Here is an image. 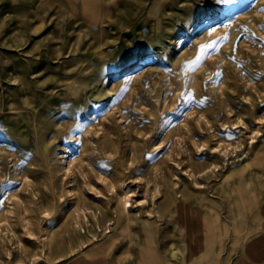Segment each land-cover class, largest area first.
<instances>
[{"label": "rangeland", "instance_id": "1", "mask_svg": "<svg viewBox=\"0 0 264 264\" xmlns=\"http://www.w3.org/2000/svg\"><path fill=\"white\" fill-rule=\"evenodd\" d=\"M0 216L3 264H264V0H0Z\"/></svg>", "mask_w": 264, "mask_h": 264}, {"label": "bare ground", "instance_id": "2", "mask_svg": "<svg viewBox=\"0 0 264 264\" xmlns=\"http://www.w3.org/2000/svg\"><path fill=\"white\" fill-rule=\"evenodd\" d=\"M104 4H99V3H94L93 5V9L94 11H97L99 10V13L101 11H103V6ZM100 16V15H99ZM140 60V59H139ZM126 65V63H125ZM123 68L122 69H125L126 67H124V64L122 65ZM18 110V113H17V116H18V119H19V122H18V127L23 129V128H27L28 130H30V128L32 127L31 124H30V115H31V111L30 109H23V108H18V106H16V108ZM44 128H47L46 126H44ZM67 136L68 137H72L73 135L70 134V132H67ZM49 141V140H47ZM44 163L42 164L44 167L46 168H49V163L51 162V160H49L46 155L44 156ZM57 171H59V169H57ZM36 191V190H35ZM132 199H131V196L128 194V192H125L124 194H120V197H119V204H120V211H117V224L119 226H123V227H127L130 225V221H133L135 220V217L131 214V209L134 207L133 206V203L131 202ZM26 209L27 207H25L22 211H21V214L24 215L25 212H26ZM11 212V210H10ZM42 213H45L46 216H49L51 213H52V209L51 211H48V209H44L42 211ZM8 217H5V216H0V223H2V221L4 220H7ZM29 225L27 223H25V227H28ZM2 229H6L7 226L4 225V226H1L0 224V230ZM9 228H11L10 230L15 233L16 230L14 229V227L9 226ZM131 228V227H130ZM144 230L146 231L147 233V236L150 237L151 235V231L148 229V228H144ZM29 233L30 234H33L32 231L29 230ZM117 238V234L114 233L110 236L109 238V251H110V257L109 259L111 260L112 259V256L113 254L117 251V249L120 247H123V248H126L128 250H130L135 242V238L132 237L131 235H129V240L128 241H125L121 238H117L118 240H115ZM47 240H45V245L48 246L50 248V246L53 244V239H51V235L50 233L47 234V237H46ZM206 240V237L205 236H201L199 241L203 242ZM118 241H121L120 244L116 245L115 244L118 242ZM200 243V242H199ZM107 245V244H106ZM140 249H141V254L144 258V263L145 264H148V263H153V261L157 262L160 261L162 262L163 264L165 262H167L169 259L167 258H162L160 253H159V250L156 248V245L154 244L153 246H151L150 244H147V245H140ZM58 252V250H57ZM59 253V252H58ZM201 253V256H205L206 252H204L203 249L200 248V252ZM198 253V254H199ZM172 255H174L175 253H171ZM52 251L49 249L48 251L45 252V257L47 258L48 261H51L53 256H52ZM192 255L194 256V252L192 253ZM197 255V253H196ZM39 257V256H38ZM1 258V256H0ZM157 259V260H156ZM4 260V259H2ZM39 260V258H38ZM38 260H36L35 262H37ZM0 264H3L0 260Z\"/></svg>", "mask_w": 264, "mask_h": 264}]
</instances>
